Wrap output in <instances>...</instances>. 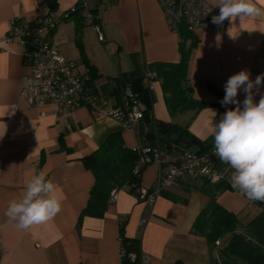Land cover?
<instances>
[{
    "label": "crops",
    "instance_id": "obj_1",
    "mask_svg": "<svg viewBox=\"0 0 264 264\" xmlns=\"http://www.w3.org/2000/svg\"><path fill=\"white\" fill-rule=\"evenodd\" d=\"M79 1L56 0L53 9L43 0H0V133L5 132L0 138V264H119L123 239L137 240L153 264H213L214 248L191 231L210 200L201 189L203 180L184 175L162 191L154 204L138 199L125 186L113 203L105 200L90 205L94 175L85 167L84 158L108 135L119 133L126 148L155 145L161 160L171 162L180 150L164 146L166 135L158 129V121L184 126L202 141L212 138L211 125L225 112L216 104L225 95L228 78L243 69L253 81L264 74V17L247 18L242 24L238 18L228 21L222 34H190L187 44L192 40L196 44L189 57V84L193 96L210 105L197 113L189 110L172 115L161 80L156 78L149 119L130 131L109 115L118 104L117 88L123 84L130 92L133 84L145 83L153 64L180 60L181 36L169 29L156 0H109L108 7L101 0H86L89 9L103 10L102 42L76 15L60 21L48 35L63 56L76 63L74 72L86 81L89 68L95 69L92 87L98 98L93 105L63 112L50 105L28 108L21 99L29 73L27 47L7 40L10 20L60 14ZM205 1L219 10L216 0ZM257 4L264 7V0ZM253 91L258 102L264 84ZM237 99L242 102L245 93L240 91ZM39 171L56 185L62 210L47 223L18 230L5 215L6 208L25 191L29 173ZM158 176L159 165L149 162L141 186L152 189ZM216 201L245 221L261 211L257 203L249 204L230 189L221 191Z\"/></svg>",
    "mask_w": 264,
    "mask_h": 264
},
{
    "label": "built area",
    "instance_id": "obj_2",
    "mask_svg": "<svg viewBox=\"0 0 264 264\" xmlns=\"http://www.w3.org/2000/svg\"><path fill=\"white\" fill-rule=\"evenodd\" d=\"M101 1L105 7L109 6V0ZM156 1L163 11L169 29L174 33L183 29L192 34L199 31L222 34L227 29L228 20L221 25L212 23V17L218 15L219 10L205 0ZM77 8L82 10L84 23L92 27L97 40L102 42L103 10L89 9L86 0L79 1L76 6L73 5L60 14L53 12L32 20L18 18L10 20L7 40L17 41L20 45L27 47L24 55L29 73L24 77V86L20 92L26 107L50 105L59 111L69 112L81 106H91L97 100L95 88L89 86L83 76L74 72L76 63L67 60L60 52L58 44L48 39V35L58 23L67 18L70 13L75 12ZM210 8L211 11L208 12ZM155 77V72H146L145 82L149 92L153 90ZM119 92L118 104L109 115L122 123L126 129L133 131L138 123L144 120L145 106L135 94L126 92L122 88ZM132 149L137 154L133 169L135 175H142L145 166L151 161L159 165L156 185L152 189H146L140 185L134 190L135 196L148 204H154L162 191L167 190L184 175L206 181L211 185L227 184L230 190L240 194L230 183L232 170L230 167L219 166L218 157L213 149L203 152L180 151L171 162L161 160L158 147L134 145ZM117 192L116 190L111 192L109 203L115 201ZM247 202L258 203V201L249 200ZM119 257V264H153L150 255L143 252L139 246L137 250H128L121 243Z\"/></svg>",
    "mask_w": 264,
    "mask_h": 264
},
{
    "label": "trees",
    "instance_id": "obj_3",
    "mask_svg": "<svg viewBox=\"0 0 264 264\" xmlns=\"http://www.w3.org/2000/svg\"><path fill=\"white\" fill-rule=\"evenodd\" d=\"M43 1L53 9L56 6V0ZM77 4L78 2L74 6ZM73 15L83 21L81 9L77 8L67 18ZM179 34L181 36L180 60L177 63H155L147 69V71L156 73L154 79L161 80L165 104L172 115L189 110L197 113L210 105L195 98L193 88L189 84V57L196 41L192 40L187 44L192 33L186 30L181 29ZM88 73L90 77L87 83L92 87L96 71L90 67ZM121 88L127 90L121 84L116 90L117 98ZM129 90L145 104L144 119L148 120L152 97L146 82H137ZM216 105L223 111L235 108L234 104L222 106L221 103H217ZM157 127L166 135L164 146L167 148L175 147L177 150L185 151L189 150V147H198L196 151L189 150L191 152L213 149L211 148L213 137L202 141L191 134L186 127L174 123L158 121ZM136 161L137 154L132 148L124 146L119 133L108 135L96 151L84 158L85 167L94 175V184L90 189V205L105 200L109 202L111 192L118 191L125 186L134 192L135 188L141 185V175L133 173ZM218 164L221 166L219 161ZM201 189L210 197V200L195 218L191 231L204 237L208 245L214 249L222 243V246L217 248L213 264H264V202L258 201L257 204L261 207V211L245 221L220 206L216 201L221 191L229 189L227 184L211 185L203 181ZM123 245L128 250L138 248L137 240L134 239H123Z\"/></svg>",
    "mask_w": 264,
    "mask_h": 264
},
{
    "label": "clouds",
    "instance_id": "obj_4",
    "mask_svg": "<svg viewBox=\"0 0 264 264\" xmlns=\"http://www.w3.org/2000/svg\"><path fill=\"white\" fill-rule=\"evenodd\" d=\"M215 7H219V14L212 17L216 25L225 20L231 23L238 18L242 24L247 18L264 17V7L258 6L257 0H216ZM250 75L243 69L228 78L220 103L222 106L234 104L235 108H228L218 123H212L210 133L214 154L232 170V187L249 201L264 202V95L256 102L253 91L264 84V74L254 81ZM240 91L245 93L242 102L237 99ZM4 134L0 133V138ZM61 210L56 185L44 171H39L29 173L25 191L8 203L5 215L18 230H27L51 221Z\"/></svg>",
    "mask_w": 264,
    "mask_h": 264
},
{
    "label": "rangeland",
    "instance_id": "obj_5",
    "mask_svg": "<svg viewBox=\"0 0 264 264\" xmlns=\"http://www.w3.org/2000/svg\"><path fill=\"white\" fill-rule=\"evenodd\" d=\"M221 246H222V243H221L217 248H219V247H221ZM217 248L214 249L216 253H217Z\"/></svg>",
    "mask_w": 264,
    "mask_h": 264
}]
</instances>
